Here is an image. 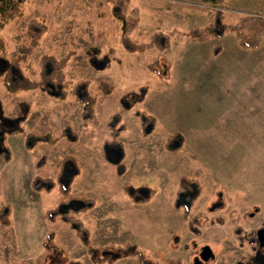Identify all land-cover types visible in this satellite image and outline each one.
<instances>
[{"label": "rangeland", "instance_id": "obj_1", "mask_svg": "<svg viewBox=\"0 0 264 264\" xmlns=\"http://www.w3.org/2000/svg\"><path fill=\"white\" fill-rule=\"evenodd\" d=\"M110 6L105 0H26L21 16L0 31L11 58L20 44L15 35L23 33L28 20L44 21L47 30L29 67L37 73L42 54L60 57L74 50L67 79H89L97 94V120L85 121L71 91L64 100L39 89L13 94L0 79V107L7 116L0 114V205L11 210V225H0V264H95L67 223L46 217L63 198L58 186L38 192L30 185L37 175L55 179L67 155L80 169L70 195L95 200L78 217L92 245L107 246L97 250L107 257L98 264H165L168 258L182 264H242L245 258L264 264V42L257 50L245 49L227 30L220 39L204 41L176 34L168 50L129 52L120 42L121 20L110 14ZM132 8L139 10L131 34L135 42L147 41L156 30L204 26L219 9L224 23L246 14L264 16V0H225L221 6L201 0H129L126 10ZM218 44L221 51L214 55ZM87 51L108 55L105 68H93ZM150 62L157 72L149 70ZM99 80L112 82L114 91L98 94ZM141 86L148 87L147 93L133 103L131 93ZM122 97L129 109L121 106ZM26 102L30 110L23 131L15 132L8 119ZM139 110L153 118L149 133ZM115 113L122 116L123 175L103 151L104 141L111 139L107 122ZM65 125L78 133L76 141L60 135ZM27 132L51 133L57 141L26 149ZM174 132L182 134L183 145L168 151L165 141ZM183 175L197 178L202 188L189 214L174 204ZM125 182L146 183L157 191L149 201L136 203L125 193ZM192 217L196 231L189 225ZM237 226L247 238L242 244ZM128 242L142 259L108 248Z\"/></svg>", "mask_w": 264, "mask_h": 264}, {"label": "trees", "instance_id": "obj_2", "mask_svg": "<svg viewBox=\"0 0 264 264\" xmlns=\"http://www.w3.org/2000/svg\"><path fill=\"white\" fill-rule=\"evenodd\" d=\"M26 0H0V31L6 23L13 21L22 14V6ZM110 3V14L116 19L121 20V36L120 42L125 50L129 52L143 53L146 50L155 48L159 51L168 50L171 46L172 37L176 34H182L190 39L199 41L208 40L210 38L220 39L225 31L234 32L238 44L245 49L254 50L262 46L264 42V16L260 14H246L241 16L236 22L224 23L223 12L219 9L215 11L214 20L204 26L195 27L187 31L173 29L170 32L156 30L151 33L149 39L145 42H135L131 34L138 27L139 10L132 8L126 10L129 0H105ZM203 3L215 6H221L225 0H201ZM47 30V24L36 18L29 19L26 28L21 34H16V40L20 42L17 55L9 58L6 55V45L4 39L0 35V79L5 89L10 93H18L24 90L39 89L50 97L64 100L71 91L75 100L82 105V118L87 121H96L95 105L97 94L90 90V80L80 79L73 83L66 77L65 69L70 58L75 54L74 50H69L66 54L56 57L52 54L44 53L39 58V71L36 73L29 67V57L34 49L39 45L43 34ZM221 51V45L213 47L212 53L217 55ZM89 64L98 70L105 68L110 58L108 55H97L91 51H87ZM153 62L147 64L152 72H157L153 67ZM27 67L28 71H25ZM147 86H141L136 92H132L134 102H140L147 93ZM115 89L112 82L99 80L97 82L98 94L108 95ZM130 94V93H129ZM1 105V104H0ZM121 106L129 109L126 97H122ZM30 103H23L17 115L9 117V122L15 124L14 131H23L22 122L25 121L29 114ZM138 117L143 124L145 133L153 130V118L144 111H137ZM0 114L5 116L4 110L0 107ZM7 117V116H5ZM122 116L119 113L113 114L107 124L110 129L111 139L105 140L103 151L106 160L115 166L116 172L123 175L125 165L123 159L125 151L123 142L118 139L123 130L121 125ZM60 135L70 141L78 139V133L70 126L65 125L60 131ZM57 138L51 133L34 134L25 133L24 147L33 149L38 143L54 144ZM183 145V136L179 132L170 134L165 141V148L168 151L178 150ZM80 169L73 156H65L60 165L59 172L55 179L43 176H34L31 180V188L34 191H51L56 185L58 186L63 198L53 207L46 211V217L49 221L60 219L67 223L74 230L81 243L86 247L88 254L95 264L107 260L106 256L97 255V250L104 247H95L90 240V232L78 217L80 213H84L95 205V200L90 197H80L70 195L71 186L74 178L79 174ZM125 193L130 199L136 203H144L149 201L156 193V188L146 183L134 185L129 182L123 184ZM201 184L195 177L183 175L179 178V187L175 193L174 204L176 208H181L185 214H189L190 210L201 193ZM194 217L190 218L189 225L193 230ZM0 225H11V210L7 205H0ZM196 231V230H195ZM240 243L242 244L247 238L242 234V228L237 226L234 228ZM256 240L260 241L259 234H254ZM250 237L248 240H252ZM254 240V239H253ZM119 251L122 256H137L142 259L143 255L138 247L133 243L124 245H113L108 248ZM109 260V259H108ZM138 264V263H137ZM165 264H182L178 258H168ZM242 264H252L249 258H245Z\"/></svg>", "mask_w": 264, "mask_h": 264}, {"label": "crops", "instance_id": "obj_3", "mask_svg": "<svg viewBox=\"0 0 264 264\" xmlns=\"http://www.w3.org/2000/svg\"><path fill=\"white\" fill-rule=\"evenodd\" d=\"M255 50H257V49H255Z\"/></svg>", "mask_w": 264, "mask_h": 264}, {"label": "flooded vegetation", "instance_id": "obj_4", "mask_svg": "<svg viewBox=\"0 0 264 264\" xmlns=\"http://www.w3.org/2000/svg\"><path fill=\"white\" fill-rule=\"evenodd\" d=\"M260 236V235H259Z\"/></svg>", "mask_w": 264, "mask_h": 264}]
</instances>
